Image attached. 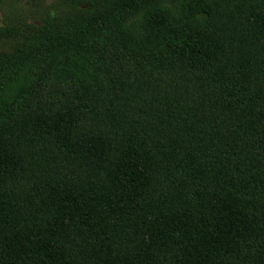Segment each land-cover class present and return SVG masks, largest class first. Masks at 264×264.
<instances>
[{"label":"trees","instance_id":"1","mask_svg":"<svg viewBox=\"0 0 264 264\" xmlns=\"http://www.w3.org/2000/svg\"><path fill=\"white\" fill-rule=\"evenodd\" d=\"M0 36V264H264V0H63Z\"/></svg>","mask_w":264,"mask_h":264},{"label":"rangeland","instance_id":"2","mask_svg":"<svg viewBox=\"0 0 264 264\" xmlns=\"http://www.w3.org/2000/svg\"><path fill=\"white\" fill-rule=\"evenodd\" d=\"M60 1L63 0H8L0 5V27L8 23L16 24L21 20L38 22L45 13L51 12ZM4 46L6 45L0 40V47Z\"/></svg>","mask_w":264,"mask_h":264}]
</instances>
